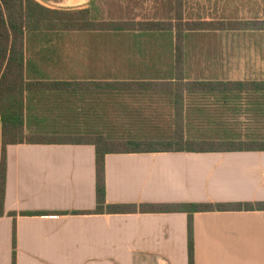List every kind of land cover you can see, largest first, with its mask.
<instances>
[{
  "label": "crops",
  "instance_id": "crops-1",
  "mask_svg": "<svg viewBox=\"0 0 264 264\" xmlns=\"http://www.w3.org/2000/svg\"><path fill=\"white\" fill-rule=\"evenodd\" d=\"M182 1L188 21L264 22V0ZM48 4L88 8L96 21L172 22L176 12V0ZM52 47L43 60L47 79L99 88L70 94L68 116H112L123 131L160 135L174 132L181 115L187 132L264 139L263 92L183 91L197 83L264 84L262 29L186 33L179 67L175 32L64 33ZM108 84L121 90L103 93ZM103 123L81 126L98 131ZM7 165L0 264H13L14 220L16 264H189L187 213L78 214L97 209L94 146H9ZM106 192L108 205L264 204V152L111 154ZM193 224L195 264H264V210L196 213Z\"/></svg>",
  "mask_w": 264,
  "mask_h": 264
},
{
  "label": "trees",
  "instance_id": "trees-1",
  "mask_svg": "<svg viewBox=\"0 0 264 264\" xmlns=\"http://www.w3.org/2000/svg\"><path fill=\"white\" fill-rule=\"evenodd\" d=\"M57 0H0V218L5 210L7 191V149L16 145H92L96 151L97 209L78 214H135L184 212L188 220L189 264H195L193 217L214 211L264 210V204L217 205H108L106 200V157L111 154L142 153H226L264 152V139L226 132H187L181 115L174 132L151 134L123 131L118 118H81L66 114L69 96L99 91L98 86L53 81L46 78L44 56L52 53L53 38L64 33H116L124 30L175 32L178 67L182 60L184 35L215 30H264V22H203L184 18V3L176 0L172 22L96 21L88 8L60 9L48 4ZM103 93L115 95L116 84L102 86ZM121 88V87H120ZM141 88V87H139ZM147 88V87H144ZM138 90V89H136ZM178 92L181 86L178 85ZM157 91H162L157 89ZM193 93H264V84H187ZM64 104H61V103ZM103 120L101 130L91 131L82 123ZM16 219V213H8ZM24 216L43 213H22ZM13 264H16V220L13 229Z\"/></svg>",
  "mask_w": 264,
  "mask_h": 264
},
{
  "label": "water",
  "instance_id": "water-1",
  "mask_svg": "<svg viewBox=\"0 0 264 264\" xmlns=\"http://www.w3.org/2000/svg\"><path fill=\"white\" fill-rule=\"evenodd\" d=\"M48 3L55 4V3H57V1H48Z\"/></svg>",
  "mask_w": 264,
  "mask_h": 264
}]
</instances>
